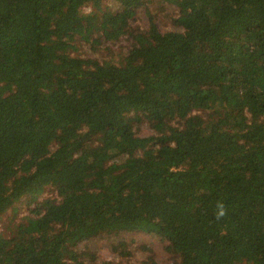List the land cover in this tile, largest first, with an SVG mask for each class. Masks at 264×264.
Returning a JSON list of instances; mask_svg holds the SVG:
<instances>
[{"label": "trees", "instance_id": "obj_1", "mask_svg": "<svg viewBox=\"0 0 264 264\" xmlns=\"http://www.w3.org/2000/svg\"><path fill=\"white\" fill-rule=\"evenodd\" d=\"M8 212L0 264H264V0H0Z\"/></svg>", "mask_w": 264, "mask_h": 264}, {"label": "rangeland", "instance_id": "obj_2", "mask_svg": "<svg viewBox=\"0 0 264 264\" xmlns=\"http://www.w3.org/2000/svg\"><path fill=\"white\" fill-rule=\"evenodd\" d=\"M157 2H155L154 4H156ZM170 14H171V8H167L165 15L161 14L159 19L160 21L158 22L159 25L162 28H168L170 26ZM94 56V55H93ZM150 133V129L148 126H144L142 128V134H147ZM27 205L26 204H22L21 208H20V215H25L28 213L27 211ZM19 215V216H20ZM18 216V217H19ZM17 216L15 218H18ZM5 221L0 222V228L2 227V225H4V223L10 221V218H14V214L13 213H7L6 215H4ZM13 221V220H12ZM7 225V224H6ZM5 225V226H6ZM3 228V227H2ZM136 235L139 237H143L145 239V241H156V238H152L151 236H149L147 233L143 234V233H138L135 232ZM155 252H156V259H161V263L160 264H176V259L175 256L169 255L168 253L164 252L163 248L160 247V245L156 242L155 244ZM101 255L104 258H111L114 257L115 259H117V256L114 255L112 252H110L108 249L106 248H102L100 251Z\"/></svg>", "mask_w": 264, "mask_h": 264}, {"label": "clouds", "instance_id": "obj_3", "mask_svg": "<svg viewBox=\"0 0 264 264\" xmlns=\"http://www.w3.org/2000/svg\"><path fill=\"white\" fill-rule=\"evenodd\" d=\"M217 207L219 209V211L217 213V219H220L226 215V209H225L223 203H218Z\"/></svg>", "mask_w": 264, "mask_h": 264}]
</instances>
